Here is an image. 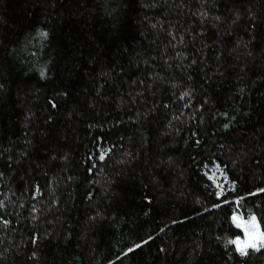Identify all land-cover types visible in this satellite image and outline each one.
<instances>
[{
    "label": "trees",
    "instance_id": "16d2710c",
    "mask_svg": "<svg viewBox=\"0 0 264 264\" xmlns=\"http://www.w3.org/2000/svg\"><path fill=\"white\" fill-rule=\"evenodd\" d=\"M260 189L264 0H0V264H264Z\"/></svg>",
    "mask_w": 264,
    "mask_h": 264
},
{
    "label": "snow or ice",
    "instance_id": "6c2138e0",
    "mask_svg": "<svg viewBox=\"0 0 264 264\" xmlns=\"http://www.w3.org/2000/svg\"><path fill=\"white\" fill-rule=\"evenodd\" d=\"M40 35L46 37L47 33L42 32ZM43 75L44 72L42 71L41 76L43 77ZM225 127H227V125H225ZM101 159H103V156H101ZM259 191L264 192V189H260ZM231 220L237 228L243 230L245 236L244 240H241L239 236H236L235 239L227 241L228 244L235 245V251L237 253L241 256H246L249 248L259 251L260 248L264 247V232L259 231L256 217L254 215L250 216L248 220H244L241 216L233 213ZM136 247H140V245H136ZM129 251H132V249H129Z\"/></svg>",
    "mask_w": 264,
    "mask_h": 264
},
{
    "label": "rangeland",
    "instance_id": "374dc122",
    "mask_svg": "<svg viewBox=\"0 0 264 264\" xmlns=\"http://www.w3.org/2000/svg\"><path fill=\"white\" fill-rule=\"evenodd\" d=\"M215 175H217L218 176V179L221 177V175H219L218 173H217V171H215ZM236 215H238V216H241V215H239L238 213H235ZM254 215V214H253ZM253 215H250V216H253ZM249 216V217H250ZM255 217H256V223H257V225H258V228H259V231L260 232H262L261 231V228H260V223H259V220H258V217L256 216V215H254ZM244 220H248L249 219V217H243V216H241ZM245 239V236L243 237V238H241V240H244ZM259 245V244H258Z\"/></svg>",
    "mask_w": 264,
    "mask_h": 264
}]
</instances>
